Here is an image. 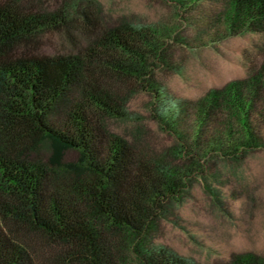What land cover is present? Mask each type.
Here are the masks:
<instances>
[{"label": "rangeland", "instance_id": "374dc122", "mask_svg": "<svg viewBox=\"0 0 264 264\" xmlns=\"http://www.w3.org/2000/svg\"><path fill=\"white\" fill-rule=\"evenodd\" d=\"M11 1L60 17L20 44L22 53L80 56L122 26L161 46L145 85L99 120L182 186L140 237L123 238L121 264L159 252L184 264H264V0ZM51 154L45 138L30 158L49 165ZM79 157L70 148L63 162Z\"/></svg>", "mask_w": 264, "mask_h": 264}, {"label": "trees", "instance_id": "16d2710c", "mask_svg": "<svg viewBox=\"0 0 264 264\" xmlns=\"http://www.w3.org/2000/svg\"><path fill=\"white\" fill-rule=\"evenodd\" d=\"M59 18L0 0V264H121L123 238L140 237L182 186L99 120L145 85L161 46L122 26L103 30L80 56L18 50ZM45 138L49 165L30 158ZM70 148L80 157L65 163ZM146 264L184 262L159 252Z\"/></svg>", "mask_w": 264, "mask_h": 264}]
</instances>
